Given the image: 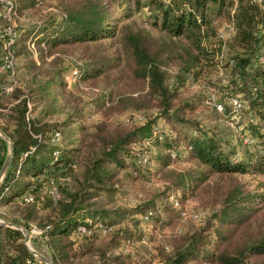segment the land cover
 I'll use <instances>...</instances> for the list:
<instances>
[{"label": "trees", "instance_id": "trees-1", "mask_svg": "<svg viewBox=\"0 0 264 264\" xmlns=\"http://www.w3.org/2000/svg\"><path fill=\"white\" fill-rule=\"evenodd\" d=\"M24 1L27 7L42 3V0ZM59 2V16L47 27L37 30V36L31 39L42 51L41 57L47 48L78 49L73 53L71 64L60 57L52 58L50 63L41 58L45 70L43 75L33 73L29 100L38 103L48 118L54 114L64 118L59 123L38 117L27 120L26 98L3 113L7 127L0 128L11 138L13 151L0 187V206L10 205V213H16L13 221L27 228L34 225L41 231L47 239L53 264H151L132 262L129 255L106 256L109 249L131 238L129 230H126V237H122L119 228L134 213L92 208L94 203L90 200L103 192L112 194L120 170L130 169L136 177L143 174V169L154 159L170 165L182 158L194 161L195 169L175 175L171 186L174 184L186 196L205 191L215 207L205 217L204 224L188 236L187 244L164 264H264V218L260 217L264 188L247 190L232 177L246 173L264 176V61L259 59L262 55L264 60V11L250 0H237L236 3L234 0H169L167 3L149 0L158 9L153 24L166 38L163 50L152 51L155 41L141 30L118 26L117 21L108 17L102 0ZM224 20L232 21L235 28L228 42L230 53L225 64L223 57L220 58L222 45L215 31L216 23ZM115 42L121 50L114 48L113 54L108 56L107 50ZM89 45L96 47L91 50ZM102 52L107 59L101 57ZM172 63L177 69L176 85L170 89L166 85L169 73L162 66ZM33 65L36 67L35 63ZM218 65L226 68L228 77L216 100L223 111L214 109L216 123L207 128L199 121L187 120L194 130L182 135L168 124L183 121L184 113L195 111L202 97L184 96L181 88L190 79L205 78ZM72 68L76 70L75 79L80 85L91 87L87 91L80 86L75 88L96 102V111L105 114L156 108L157 118L168 122V129L160 130L155 122L157 119L148 117L139 123L132 121L130 127L111 122L108 126L113 125V130H109L104 119L95 122L93 131L89 132L84 125L83 97L69 90L64 81L66 70ZM124 68L130 74H124ZM126 80L136 86L137 91L133 92L138 95L115 100V93L120 94V86ZM143 88L147 89L144 94L141 93ZM232 98L240 101L236 113L245 114L243 129L254 143L234 140L228 128L218 123L230 117ZM53 130H59L63 136L57 158L53 156L56 147L50 143ZM37 134L41 136L40 141L33 137ZM133 144L138 147L134 149ZM31 145L36 146L35 151L23 158L22 154ZM154 145L165 151L167 161L150 153ZM82 147L89 148L91 155L84 171L78 172L73 164ZM5 150L6 144L0 139V166ZM137 152L147 156L144 165L138 162ZM214 175L230 176V180L222 187L216 183V191L211 193L212 187L209 189L207 183ZM58 178L67 180L58 185L60 197L53 203L49 190ZM261 185L264 186V181ZM28 191L33 194L34 201L25 203L21 198ZM168 193L165 192L159 204L151 205L147 201L138 205L136 211L143 214L142 217L149 213L151 219L167 204L179 214ZM39 209L45 211L42 213ZM98 224L111 229L103 234ZM79 226H84L86 232H80ZM22 240L19 230L0 226V264H27V261L38 264ZM96 255L101 259H94Z\"/></svg>", "mask_w": 264, "mask_h": 264}, {"label": "rangeland", "instance_id": "rangeland-1", "mask_svg": "<svg viewBox=\"0 0 264 264\" xmlns=\"http://www.w3.org/2000/svg\"><path fill=\"white\" fill-rule=\"evenodd\" d=\"M14 1L16 5V13L12 17V21L19 32V37L14 46V52L16 55L17 87L11 95L0 99V108L3 109L0 110V126L3 128L7 127L3 113L8 112V105L21 96L29 99L30 88L33 83V73L41 72L43 75L42 72L45 70V66L42 65L41 58L44 57L45 61L50 63L52 58L60 57L66 63L71 64L72 60H74L73 53L78 49H50L45 45L47 50L43 52V57H41L42 51H40L39 46L37 47V45H35V51H31L27 45L28 40L37 36V30L42 27H47L55 21L61 11L60 2L59 0H42L40 5L27 7L28 5L24 0ZM102 2L107 10L108 17L112 19L113 22L117 21L118 26L125 25L131 29L143 31L144 34H148L152 38V41H155V43L151 45L152 51H157L158 49L163 50L164 44L162 43H165L166 38L162 31L153 24V16H155L158 9L151 5L149 0H102ZM148 10L152 12L150 16L146 15V11ZM158 15L160 16V14ZM226 21H218L216 23V35L219 30H222ZM0 25L3 26V21L0 22ZM39 37H41V34ZM94 45H89V48L93 50L96 47ZM41 47H44V43ZM114 48L121 50L119 43L115 42L111 49L107 50L108 56L113 54ZM48 51L51 52L48 54L46 53ZM229 53L227 43L224 48V56L222 60L224 64ZM107 55L105 52L101 53V57L106 56V59L108 58ZM33 63H35L36 67ZM38 66L41 67V69L37 68ZM162 68L169 73L166 85L171 89L173 85H176V66L172 63L168 66L164 65ZM73 70V68L71 71L66 70L65 75L69 76ZM122 72L124 74H130L127 68H124ZM75 76L76 75L69 76L68 80H65L64 78V81L69 90H73L75 95H82L83 97L85 113L84 125L88 128L89 132L93 131L95 122H100L104 119L107 121V126L112 122L113 124L115 123L114 125L116 126L130 127L133 125V123H131L132 121L139 123L148 117H155L157 119L155 122L159 124L160 130H166L168 129V125H173V127L179 130L182 135L185 132L189 135L194 130L191 125L186 123L187 120L191 122L199 121L204 128L210 127L216 123V115L214 116V103L216 102L223 85L228 79L226 68L218 65L217 69L212 73H208L205 78L197 81L191 79L188 80L184 88H181L182 93L184 96L199 95L202 97V102L195 111H186L183 115V121L176 120L173 123L168 124V122L161 117L157 118L159 112L156 108H150L147 110L130 109L106 112L105 114L101 111H96V102L90 100L88 96L80 93L77 88H75L80 86L82 90L87 91L91 87L82 84L80 85V82L75 79ZM125 77L126 79H129L128 76ZM7 81L8 79L5 75H0V83H5ZM146 90V88H143L141 93L144 94ZM133 91H137L136 86L132 85L129 80H126V82L120 86V94L116 95L117 93H115L114 99L116 100L122 97L133 98V96L138 95V92ZM84 93L86 94V92ZM59 99L62 102H65L62 96H60ZM31 103L32 106L29 114L31 119H37V117L39 119L47 118L50 119L52 123H59L64 118V116L59 114H54L48 118L42 112L38 103L33 100H31ZM107 114L108 116L106 117L105 115ZM245 119V114H236L232 120L223 118L218 123L220 127L228 128L233 135L234 140L236 139V141H243L245 143L246 136L244 135L246 132L240 127L244 125L243 123L245 122ZM113 127V125L108 126L109 130H113ZM132 147L135 149L138 146L133 144ZM150 153H153V155L156 154L157 157L160 155L162 156V159L164 157L165 161L168 160V157L165 156V151L162 150L161 147L154 145L151 147ZM90 155L91 151L89 148H81L77 160L74 162L78 172L82 170L84 171L85 164H87ZM195 166L194 161H184L182 158L172 161L170 165H163L162 162H158L154 159L150 166L143 169V174L136 177H133L130 169L120 170L117 176V185L113 188V193L103 192L90 200L94 203L92 208L107 210L117 209L134 213L123 221V225L119 228L122 237H126V230H129L131 238L121 241L119 247L109 249L106 253L107 257L129 255L132 262L136 261L143 263L146 261L151 264H164L167 263V259L174 254L176 250L187 244L186 239L188 236L193 234L204 224L205 217L211 212V209L215 207L214 202L210 198V194L205 191L201 193L196 191L195 194L186 196L183 195L180 188L175 187L174 184L172 185L173 187L171 186L175 175L187 174L190 170L195 169ZM232 177L242 183L247 190L252 191L264 188V186L262 187L261 185L264 181L263 175L246 173L234 174ZM229 180L230 176L220 177L214 175L209 179L207 187L209 189L212 187L211 193H214L216 191L214 190L217 186L216 183H219L220 187H222L226 186L227 181ZM207 187L205 189H208ZM165 192L176 195L181 199L182 204L181 209H179V214L177 213V210L172 209L166 204L165 208H160V211H158L154 217L147 221L143 220V214L136 211L137 206L147 201H150L151 205H157L162 199H164ZM10 210H12L10 205H1L0 219L19 223V221L12 220H16V213H14L15 211L10 213ZM39 210L42 213L45 211L42 209ZM260 217L264 218V205L260 211ZM19 224L22 225L21 223ZM22 226L25 227L24 225ZM25 228L30 234V247L46 256L52 262L51 252L47 247L46 237L43 236L41 231L34 225L30 228ZM100 257L101 256L96 255L94 256V259L100 260ZM36 259L38 264H41V262L44 263L38 258Z\"/></svg>", "mask_w": 264, "mask_h": 264}, {"label": "built area", "instance_id": "built-area-1", "mask_svg": "<svg viewBox=\"0 0 264 264\" xmlns=\"http://www.w3.org/2000/svg\"><path fill=\"white\" fill-rule=\"evenodd\" d=\"M162 1L164 3L169 2V0H162ZM250 1L251 3L255 4L261 11H264V0H250ZM236 2L237 0H234V3ZM15 13H16V5H15L14 0H0V17H1L0 22L3 21V26L0 25V75H5L8 79L7 82L0 83V99L2 97L11 95L17 87L16 55L14 52V46L19 37V32L16 29L14 22L12 21V17L15 15ZM233 13H234V8L230 10L231 16ZM151 14H152L151 11L149 10L146 11L147 16H150ZM234 33H235V28H234V24L232 21H227L224 24V27L222 28V30H219V32H217L216 36L218 39H220L221 45H222L220 58L224 56V48L226 44L233 38ZM27 45L31 51L33 52L35 51L34 41H32L31 39L28 40ZM259 59L260 61H264L262 55L259 57ZM73 75H76V70H73L69 74V76H73ZM69 76L65 75L64 76L65 80H68ZM22 98H26L27 100L26 101V106H27L26 119L28 120L30 118L29 114H30L32 103L27 97H24V96L18 97L13 102H11L9 106L16 104ZM230 103L232 104L233 109H232V113L230 117L226 118L228 120H232L236 116L237 114L236 111L240 107V101H238L237 98H232L230 100ZM214 106L219 112L223 111V107L221 104L215 102ZM240 127L241 129H243V126H240ZM244 131L246 132V134L244 135L246 136L245 143H248V144L254 143V139L249 135L248 131L246 129H244ZM33 137L37 139L38 141L41 140V136L39 134L33 135ZM50 143L56 147V149L53 151V156L57 158V156L59 155L58 147L60 146V143H61V133L59 130H53L51 132ZM146 143L147 142H145V144ZM35 149H36V146L31 145L28 151L22 154V157L25 158L28 154L33 153ZM172 155L174 156L175 154L172 153ZM136 157H137L138 162L142 163L143 165L147 162V156L145 154L137 152ZM73 167L75 168L76 165L73 164ZM66 180L67 178H58L55 181V183L51 185L50 190H49V195L53 203H55L57 199L60 197V194L58 192V185L65 182ZM1 197H2V194L0 193V199ZM21 200L25 203H30L34 201V196L32 193H30V191H28L22 196ZM169 200L172 203L174 208L181 209V202L176 195L171 194L169 196ZM142 218L143 220L147 221L149 219V213L145 214ZM97 228L103 234H105L108 230L111 229V227L106 228V227H103L101 224H98ZM78 230L82 233L86 232V228L84 226H79ZM27 264H30V261H27Z\"/></svg>", "mask_w": 264, "mask_h": 264}, {"label": "water", "instance_id": "water-1", "mask_svg": "<svg viewBox=\"0 0 264 264\" xmlns=\"http://www.w3.org/2000/svg\"><path fill=\"white\" fill-rule=\"evenodd\" d=\"M0 139H2L6 144V153L4 156V161L2 165L0 166V187H1L4 177L9 169V166L12 160L13 143H12L11 138L1 128H0ZM0 226L19 230L23 235L22 243L26 247V249L35 258H38L39 260L43 261L45 264H53L46 256H44L43 254L29 247L28 243L30 242V234H29V231L25 227H23L19 223L6 221L3 219H0Z\"/></svg>", "mask_w": 264, "mask_h": 264}, {"label": "crops", "instance_id": "crops-1", "mask_svg": "<svg viewBox=\"0 0 264 264\" xmlns=\"http://www.w3.org/2000/svg\"><path fill=\"white\" fill-rule=\"evenodd\" d=\"M9 106V105H8ZM11 106H9V108H10ZM0 110H3L2 108H0ZM1 127V126H0ZM5 153H6V150H5Z\"/></svg>", "mask_w": 264, "mask_h": 264}, {"label": "bare ground", "instance_id": "bare-ground-1", "mask_svg": "<svg viewBox=\"0 0 264 264\" xmlns=\"http://www.w3.org/2000/svg\"><path fill=\"white\" fill-rule=\"evenodd\" d=\"M29 247H30V242L28 243ZM31 248V247H30ZM32 249V248H31Z\"/></svg>", "mask_w": 264, "mask_h": 264}]
</instances>
